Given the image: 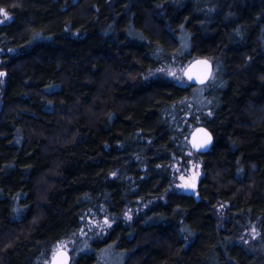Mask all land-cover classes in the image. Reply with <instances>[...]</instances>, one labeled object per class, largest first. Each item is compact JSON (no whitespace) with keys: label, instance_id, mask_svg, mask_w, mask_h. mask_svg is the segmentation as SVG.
Listing matches in <instances>:
<instances>
[{"label":"trees","instance_id":"16d2710c","mask_svg":"<svg viewBox=\"0 0 264 264\" xmlns=\"http://www.w3.org/2000/svg\"><path fill=\"white\" fill-rule=\"evenodd\" d=\"M156 2L131 0L129 9L138 27L145 23L156 26L145 29V34L153 41L157 29L165 22L175 30L176 25L187 18L185 27L194 33L193 42L197 48L205 53L214 50L225 55L229 89L222 93L223 104L212 125V129L221 134L220 141L213 152L204 157L203 168L213 171L227 168L228 172L220 180L227 186L219 187L209 174L200 182L202 199L199 203L173 195L168 196L167 207L153 201L136 214L139 219L134 218L131 229L117 221L115 231L104 244L93 243L92 248L98 250L119 237L120 249H136L126 264H132L133 260L138 264H232L225 259L224 247L227 246L228 255L238 264H264V257L257 252L218 242L224 237H235V230L239 229L237 221L243 223L246 216L255 219L264 213V127H246L252 120L242 111L249 99L254 108L264 102V82L259 79L264 75V54L257 47L256 29L250 31L247 46H237L225 37L234 24H224L219 16L205 26L214 35L204 37L200 34L199 23L204 16L192 11V0L181 11H174L172 5L165 4L164 19L154 14ZM61 5H64L63 10ZM128 5L129 0H115L111 6L105 0H92L91 3L67 0L66 5L65 0H25L23 9H11L14 22L0 27V49L3 50L0 72L6 73L0 97V165L16 161L15 169L0 170V248L3 249L0 264H33L41 248L48 247L49 242L59 243L62 234L82 226V210L91 207L101 215L99 204L103 202L107 203L108 211L119 212L127 200L156 194L172 178V168L156 170L153 166L171 160L173 153L181 154L168 141L164 125L156 123L161 105L156 100L149 101L147 94L155 92L157 100L168 101L184 93L160 85L136 89L131 81L124 82L125 73L140 68L137 61L151 63L145 54L147 46L129 43L122 31L115 42L111 38L105 41L97 34L103 23L114 16L118 18L117 28L122 29L128 21L125 12ZM262 7L264 0H254V6L243 10L240 21H250ZM69 23L73 30L86 33V38L66 39L64 28ZM29 24L49 26L47 30L53 35L54 43L37 44L21 56H12L8 53L9 47L18 46L22 51L27 48V36L22 33ZM167 35L166 31L160 34L161 43L166 46ZM156 56L162 58L163 53ZM245 58H251L252 64L241 70ZM115 74L120 78L113 79ZM125 101L124 108L116 111L117 119L107 129V119H97L94 115L105 108L112 110ZM89 108L91 112L87 111ZM21 127L25 136L22 146L17 147L13 136ZM134 127L143 128L145 136H153L154 146L167 144L168 150L157 152L156 147H149L148 179L137 180V190L124 192V185L106 183L103 173L99 176L97 173L113 166L114 162H121L118 158L125 156L115 147L111 152L105 151L104 142L113 144L122 140ZM29 129L33 133L30 139ZM72 139L75 143H64ZM233 139L239 141L234 153L228 150L226 143ZM133 147V142L126 145L128 151ZM238 158L244 164L243 181L237 179L235 161ZM252 164L256 167L252 168ZM129 171L137 177L142 175L135 162ZM228 181L233 183L228 184ZM105 190L111 193L110 199L104 197ZM86 191L93 193L95 200L77 201ZM17 195L20 204L26 206L22 214L11 212L12 198ZM218 200L228 203L223 222L213 208ZM178 206L186 208L187 215L173 218L172 210ZM156 213L167 214L166 225L159 218L148 220ZM181 220L197 229L195 240L187 251L185 241L177 239L173 231ZM218 223L222 227L217 228ZM261 223L264 224V216ZM132 229L134 235L129 241L127 237ZM12 241L15 243L11 247H4ZM106 259L107 264H115L112 253ZM76 264H96V257L80 254Z\"/></svg>","mask_w":264,"mask_h":264},{"label":"clouds","instance_id":"9594fccd","mask_svg":"<svg viewBox=\"0 0 264 264\" xmlns=\"http://www.w3.org/2000/svg\"><path fill=\"white\" fill-rule=\"evenodd\" d=\"M92 0H85V3H91ZM115 0H105V3L111 6ZM25 0H0V27H7L14 22V15L11 9H23ZM189 3V0H157L155 3L154 14L158 19H164L166 16L165 4L173 6L174 11L183 10L184 6ZM67 0H65V5ZM130 4L126 7L125 12L128 15V21L124 24L122 29L117 28V17H113L110 21H105L99 28L98 35L101 39L107 41L109 38L115 42L119 37L121 31L128 39L129 43H137L138 45H146V57L151 63H144L142 60L137 61L140 64V68L131 72L125 73L123 81H131V84L136 89H150L155 85L164 86L167 88L178 90L182 95H177L173 99L157 100L158 93L148 92L147 99L149 101L156 100L161 105L159 108L158 119L156 123L164 125L165 132L168 135V141L173 143L177 150L180 152V156L172 155V159L168 161H162L154 165V169H171L173 162L180 163L183 159L184 162L180 163V167L175 169L172 178L169 180L166 187L162 191L156 194H146V196L134 197L127 200L124 206L119 212L108 211L107 203L101 202L99 204V211L101 215H97L93 208L89 207L82 210L83 215L81 220L83 224L81 227L71 229L60 236L59 242L65 244L66 250L70 253L68 255V264H76V260L80 254L96 257V264H100L101 261L107 259L109 253L113 254L115 264H126L132 257V253L136 251L132 249H120L119 237L113 240L110 244H106L104 247L94 250L92 248L93 243L104 244L108 239L111 232L115 231L114 225L117 221H122L125 227L131 229L134 218L139 219L136 215L138 212H142L145 207L151 205L153 201L157 203H163L165 207L168 206V196L173 195L181 199H192L199 203L202 199L200 195V182L206 179L211 174V179L216 182L219 187H226L227 185L221 184L220 180L224 174L228 172V169H216L215 171L203 168L204 157L213 152L214 148L220 141V133L215 132L212 129L213 123L218 119V112L222 107V93L227 92L229 89L230 77L228 75V67L225 63V55L223 52H216L209 50L207 53L202 49L197 48L193 42L194 33L190 28L185 27L187 18L184 23L176 25L175 30L170 24L165 22L162 28H158L155 33V41H153L148 35L145 34V29L149 27H156L155 25H149L145 23L143 26L138 27L133 20V15L130 13ZM192 11L197 15H203L199 23L200 34L204 37L214 35V33L206 29V25L214 22L217 16L224 24L232 22L234 26L230 27L229 31L225 33L226 39L237 46H247L249 39V33L253 29H256L255 40L258 41L257 47L260 52L264 54V7L260 8L256 12L250 21H240L241 13L245 8L254 6V0H192ZM64 9V5H61V10ZM99 8L95 9V12L99 14ZM95 20L96 17L94 16ZM49 26L35 27L29 24L22 35L27 36L26 44L27 48L23 51L18 46H12L8 48V53L12 56H21L25 51H30L32 47L37 44H52L54 43L53 35L48 32ZM167 32L166 43H161V32ZM2 35V34H0ZM86 33L81 34L80 29L73 30L70 23L64 28V37L66 39H72L79 41L86 38ZM7 39V37H4ZM175 41V43H172ZM3 50L0 49V52ZM157 53H163L162 58H157ZM202 60L207 64L204 66L205 75L201 80H197L195 77L189 79L185 76L184 71L194 62ZM252 64L251 58H245L240 66L241 70L250 67ZM6 73L0 72V97L3 94V86L5 85ZM119 74H115L113 79H119ZM259 79L264 82V75L259 76ZM51 87V85H49ZM2 103V101H0ZM51 105V102H47ZM127 102H122L112 110L102 109L99 114H94L97 119L104 117L108 123L105 128L111 126L112 122L117 119L116 111L123 109ZM135 103V102H133ZM247 107L243 108L244 114L248 115L252 123L246 125L249 128L264 127V102L259 106H253L251 99L247 100ZM252 109V110H250ZM91 112L89 108L87 110ZM152 113H149L151 116ZM197 129L204 130L202 133V143L199 147H194L192 143L193 133ZM144 129L140 127H134L129 131L122 140H116L113 144L104 142V150L111 152L115 147L117 152H123L124 157L118 158L121 162L113 164L108 168H102L97 173L99 176L103 173V180L108 182H114L118 185H124L123 191H135L139 185L137 180L148 179V160L149 155L147 149L149 147H156V151H167V144H161L159 146L153 145V136L143 135ZM32 130H28L29 139L32 136ZM24 129L17 128L15 130L13 140L17 147L22 146L24 140ZM130 142L134 143V147L131 151L126 149V145ZM64 143H75V140L65 141ZM228 150L235 152L239 141L236 139L226 142ZM99 164V160L93 161ZM135 162L136 167L141 171L142 175L137 177L129 168L131 164ZM190 162V163H189ZM237 179L243 181L244 164L242 159L238 158L235 161ZM252 168L256 165L252 164ZM16 168V161L10 160L4 165H0V170H12ZM183 172L184 176L191 175L195 171L194 187L192 182L189 184H182L177 179V174ZM159 175L160 172L158 171ZM159 183V181H157ZM233 181H228V184ZM240 191V188H237ZM99 195V193H98ZM104 197L110 199L111 193L107 190L103 193ZM13 203L11 206V212L13 214H22L26 212V206L20 204L19 195L12 198ZM95 197L91 192H83L77 197V201L93 202ZM213 208L216 209V215L224 217L227 215L226 209L228 203L226 201L218 200ZM251 213V210H248ZM187 215V209L183 206L174 207L172 210V216L175 218L177 215ZM264 213H260L255 219L250 216L244 218V222L239 224V229H236L235 237H224L218 241L223 245H239L241 248L252 250L259 253L264 257V224L261 223V217ZM89 217L91 218L89 220ZM167 214L156 213L152 217H148V220L159 218L165 225L167 224ZM15 218V216H14ZM35 223V220L33 221ZM222 227L221 223L217 224V228ZM173 231L176 232L177 239L185 241L184 249L190 246L191 241L195 240L197 235V229L186 221L181 220L179 227H174ZM134 229L129 232L128 240L133 239ZM256 242V243H254ZM11 243L4 245V247H11ZM258 244V246H257ZM56 247V242H49L48 247L41 248L39 255L34 257L33 264H52L51 252ZM3 249L0 248V251ZM225 259L232 261V264H238V261L234 260L228 255L227 246L224 247ZM179 255V252L176 253ZM132 264H138L133 260Z\"/></svg>","mask_w":264,"mask_h":264},{"label":"snow or ice","instance_id":"6c2138e0","mask_svg":"<svg viewBox=\"0 0 264 264\" xmlns=\"http://www.w3.org/2000/svg\"><path fill=\"white\" fill-rule=\"evenodd\" d=\"M207 64L206 61L198 60L190 65L187 69H185L184 74L189 79L195 77L197 80H201L202 77L205 75V68L204 66ZM202 133L204 130L197 129L196 132L193 133L192 136V143L194 147H199L200 143H202ZM197 175V174H195ZM195 175L192 177V186L194 187V180ZM181 179H184L182 176ZM189 184V183H185ZM52 264H68V253L63 242L56 245L53 250V257H52Z\"/></svg>","mask_w":264,"mask_h":264},{"label":"rangeland","instance_id":"374dc122","mask_svg":"<svg viewBox=\"0 0 264 264\" xmlns=\"http://www.w3.org/2000/svg\"><path fill=\"white\" fill-rule=\"evenodd\" d=\"M184 161H180V163H183ZM180 163H173L172 165V169H173V172H175V169L176 168H179L180 167ZM190 163V162H189ZM195 175V171H193V173L191 175H188V176H184L183 175V172L181 171L180 173L177 174V179L180 183L182 184H185V183H191L192 182V177ZM184 177V179H181V177ZM219 217V216H218ZM227 215L224 216V217H219V219L221 220V222H223L225 219H226ZM91 218L89 217V220ZM60 243V242H59ZM59 243H57L56 245H58ZM255 243V242H254ZM53 257V251L51 252V258Z\"/></svg>","mask_w":264,"mask_h":264},{"label":"water","instance_id":"95a60500","mask_svg":"<svg viewBox=\"0 0 264 264\" xmlns=\"http://www.w3.org/2000/svg\"><path fill=\"white\" fill-rule=\"evenodd\" d=\"M68 255L70 254L68 251H67Z\"/></svg>","mask_w":264,"mask_h":264}]
</instances>
